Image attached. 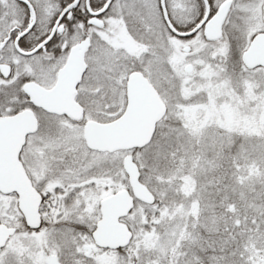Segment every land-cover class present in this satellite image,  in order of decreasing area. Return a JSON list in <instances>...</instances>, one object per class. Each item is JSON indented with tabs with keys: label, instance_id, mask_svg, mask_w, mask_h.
Here are the masks:
<instances>
[{
	"label": "snow or ice",
	"instance_id": "1",
	"mask_svg": "<svg viewBox=\"0 0 264 264\" xmlns=\"http://www.w3.org/2000/svg\"><path fill=\"white\" fill-rule=\"evenodd\" d=\"M0 264H264V0H0Z\"/></svg>",
	"mask_w": 264,
	"mask_h": 264
}]
</instances>
